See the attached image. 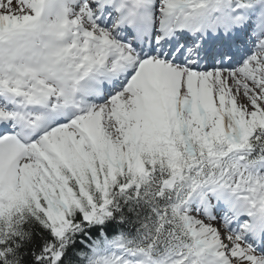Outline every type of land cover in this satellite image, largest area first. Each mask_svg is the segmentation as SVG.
Instances as JSON below:
<instances>
[{"label":"snow or ice","instance_id":"obj_1","mask_svg":"<svg viewBox=\"0 0 264 264\" xmlns=\"http://www.w3.org/2000/svg\"><path fill=\"white\" fill-rule=\"evenodd\" d=\"M0 264H264V0H0Z\"/></svg>","mask_w":264,"mask_h":264}]
</instances>
